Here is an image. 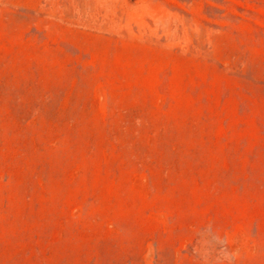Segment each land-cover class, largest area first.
<instances>
[{"label": "rangeland", "instance_id": "obj_1", "mask_svg": "<svg viewBox=\"0 0 264 264\" xmlns=\"http://www.w3.org/2000/svg\"><path fill=\"white\" fill-rule=\"evenodd\" d=\"M0 264H264V0H0Z\"/></svg>", "mask_w": 264, "mask_h": 264}]
</instances>
